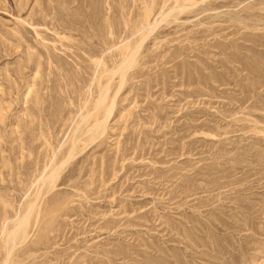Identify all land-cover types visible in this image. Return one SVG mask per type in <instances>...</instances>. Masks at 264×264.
<instances>
[{
  "label": "rangeland",
  "instance_id": "rangeland-1",
  "mask_svg": "<svg viewBox=\"0 0 264 264\" xmlns=\"http://www.w3.org/2000/svg\"><path fill=\"white\" fill-rule=\"evenodd\" d=\"M0 264H264V0H0Z\"/></svg>",
  "mask_w": 264,
  "mask_h": 264
},
{
  "label": "bare ground",
  "instance_id": "bare-ground-1",
  "mask_svg": "<svg viewBox=\"0 0 264 264\" xmlns=\"http://www.w3.org/2000/svg\"><path fill=\"white\" fill-rule=\"evenodd\" d=\"M136 53H134L131 56H129V58L127 60H125L123 62V64L120 65V67H118L115 71L113 70L114 71V75H118L119 76L121 83H123L127 71L133 66L134 57H135ZM106 89H108V88H106ZM111 113H112V107H111L110 111L107 113V115L105 116L103 121H99L96 125L94 124L95 126L91 129L90 134L94 135V134H102V133H104V131L107 128L106 124L108 122V119L110 118ZM75 144H76V141H75ZM71 157H72V154H70V156H68L67 161ZM67 161L63 162L62 165L64 163H66ZM62 165L58 166L56 169H54V171L47 178V181H49L51 184L56 181V178L58 177V174L61 171ZM26 221H27V218L22 219L20 221V223H18V226H16V228L12 231V233L9 234V237H8L9 240L8 241H9L10 245H14L17 242V239L21 240L23 238V240H24V237H26L25 236L26 233H25V230H24L26 225L24 226V223Z\"/></svg>",
  "mask_w": 264,
  "mask_h": 264
}]
</instances>
